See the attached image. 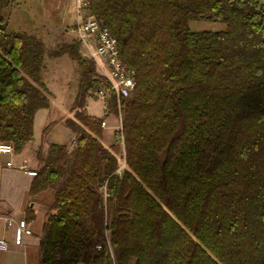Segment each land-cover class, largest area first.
Segmentation results:
<instances>
[{"label":"trees","instance_id":"trees-1","mask_svg":"<svg viewBox=\"0 0 264 264\" xmlns=\"http://www.w3.org/2000/svg\"><path fill=\"white\" fill-rule=\"evenodd\" d=\"M11 3L0 0V142L19 153L34 139L51 104L46 55L68 54L79 73L77 120L65 122L76 143L36 151L30 192L55 187L41 264H111L108 241L116 264H264V0H89L136 71L120 101L125 167L119 140L110 150L99 139L105 118L81 110L105 85L95 62L76 38L48 51L37 34L8 30Z\"/></svg>","mask_w":264,"mask_h":264},{"label":"crops","instance_id":"crops-1","mask_svg":"<svg viewBox=\"0 0 264 264\" xmlns=\"http://www.w3.org/2000/svg\"><path fill=\"white\" fill-rule=\"evenodd\" d=\"M101 101L103 106H101L100 114L93 113L96 108L94 111H90V108L95 106V104L91 106L93 102H87L85 109L92 116L105 118L107 126L103 127L102 136L99 139L106 148L111 150L112 145L118 141L117 135L120 133L117 113L110 111L107 107L109 99H105V102ZM56 109H51V116L56 114ZM39 111L34 118V139L19 153L0 154L1 163L13 159L19 165L26 158L28 159V169L37 170L39 164L36 159V151L41 144L44 149L50 143L72 146L75 133L65 123L67 118H71L70 108L64 109L63 114L59 113L57 117H54L57 124L45 136V139L42 138V132H36L35 120ZM120 167L124 166L121 164ZM34 178L35 175H31L28 170L19 168L4 167L0 171V238L5 239L8 243L6 250L0 248V264H41L42 262V230L49 214L55 212L53 207L55 187H48L39 193L32 194L30 190ZM11 220L12 223L9 224ZM26 227L31 229V233L23 232Z\"/></svg>","mask_w":264,"mask_h":264},{"label":"rangeland","instance_id":"rangeland-1","mask_svg":"<svg viewBox=\"0 0 264 264\" xmlns=\"http://www.w3.org/2000/svg\"><path fill=\"white\" fill-rule=\"evenodd\" d=\"M4 13L8 20V30L37 34L44 40L48 51L57 48L63 42H70L75 39L74 36L67 33L68 26H73L76 20L75 0H12ZM189 26L192 30H223L226 28L225 23L213 20H192ZM80 51L81 56L85 58L82 49ZM44 62L45 67L42 71V78L50 91L51 104L48 108L39 109L38 116H36V132H42V137L44 136V129L48 125L52 122L57 124L54 117H57L59 113L63 114L64 109L71 108L79 90L78 65L68 54L58 58L46 55ZM96 70H98L97 67ZM105 99L98 97L93 91L87 96L81 110L85 109L87 102H93L91 106H94V104L95 106L92 109L90 108V111L92 112L96 108L93 113L100 114L102 111L101 106H103L101 100L105 102ZM53 108H57V112L51 116L50 111ZM70 117L77 120L75 112H71ZM56 124L47 134L54 129ZM117 137V140H119V143H117V156L120 165L122 164L125 167L123 142L120 140L119 134ZM73 144L74 142L71 147H73Z\"/></svg>","mask_w":264,"mask_h":264},{"label":"built area","instance_id":"built-area-1","mask_svg":"<svg viewBox=\"0 0 264 264\" xmlns=\"http://www.w3.org/2000/svg\"><path fill=\"white\" fill-rule=\"evenodd\" d=\"M76 20L73 26L67 28V33L74 36L82 45V54L85 58L95 62L99 70V75L105 85L99 86L95 93L98 97L111 99L115 98L118 111V127L122 131V111L120 101L123 97L132 95L136 86V71L128 66L122 59L118 39L113 35L109 27L104 26L89 10V0H75ZM102 126L106 127V120L102 121ZM123 142V136H121ZM76 143L75 140L73 141ZM0 154H15L13 144L0 142ZM4 167L19 168L28 170L31 175H36V170L28 169V159L24 158L22 163L17 165L13 159L0 162V171ZM105 195L106 189L104 188ZM12 223V220L9 224ZM23 232L31 233V229L26 227ZM108 237V231L106 232ZM0 248L6 250L8 243L0 238ZM96 251L103 250L102 244L95 246ZM108 253L111 256V264H116V257L110 242L108 241Z\"/></svg>","mask_w":264,"mask_h":264}]
</instances>
